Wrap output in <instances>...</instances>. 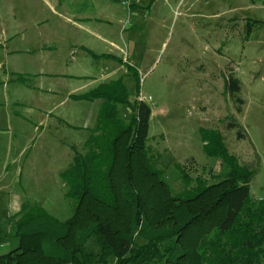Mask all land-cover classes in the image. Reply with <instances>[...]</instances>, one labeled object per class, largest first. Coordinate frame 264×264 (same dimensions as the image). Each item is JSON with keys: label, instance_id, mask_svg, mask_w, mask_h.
Returning a JSON list of instances; mask_svg holds the SVG:
<instances>
[{"label": "rangeland", "instance_id": "1", "mask_svg": "<svg viewBox=\"0 0 264 264\" xmlns=\"http://www.w3.org/2000/svg\"><path fill=\"white\" fill-rule=\"evenodd\" d=\"M92 1L96 12L87 15L97 19L96 35L115 42L123 52L112 50L122 67L106 80L101 73L118 64L95 61L75 46H87L89 37L51 13L48 5L54 6L56 0H0V57L3 44L36 51L53 38L59 44L58 49L52 46L50 56L65 60L64 77L24 75L25 85H9L11 100H0V255L18 245L14 221L22 204L37 205L58 221L72 215L60 174L69 168L73 150L74 154L84 152L87 121L91 116L94 120L99 105L77 103L65 95L82 94L119 78L131 101L140 99L150 108L146 145L158 155L156 167L163 170L172 194L183 192L182 174L190 187L198 177L207 184L221 179L222 160L204 154L199 136V129H211L219 132L238 164L253 171L250 198L264 200L262 0ZM80 3L77 0L70 9H81ZM248 20L259 22L249 35ZM123 23L128 29L121 35ZM41 55L32 59L13 55L10 69L29 71L25 62L31 60L33 65L32 60ZM37 69L33 65L30 70ZM229 77L239 82L236 94L225 87ZM125 113L123 108L121 116ZM232 120L238 128L228 130ZM238 129L243 140L236 138ZM86 250L98 253L93 241Z\"/></svg>", "mask_w": 264, "mask_h": 264}, {"label": "trees", "instance_id": "2", "mask_svg": "<svg viewBox=\"0 0 264 264\" xmlns=\"http://www.w3.org/2000/svg\"><path fill=\"white\" fill-rule=\"evenodd\" d=\"M262 3L264 1L262 0ZM259 24L246 22L247 35ZM247 39V38H246ZM134 77L137 78L136 73ZM16 81L23 82L21 77ZM231 94L237 79L225 83ZM137 92L139 86L137 83ZM99 102L94 128L60 174L72 215L58 221L37 205L22 204L15 217V249L0 264H260L264 260V200L250 198L253 175L238 164L219 132L199 129L207 157L219 158L224 172L174 195L147 144L150 108L130 100L119 78L73 95ZM126 113L121 116V111ZM238 128L234 120L226 126ZM238 129L236 138L243 140ZM183 173L182 166H178ZM93 241L98 253L87 252Z\"/></svg>", "mask_w": 264, "mask_h": 264}, {"label": "crops", "instance_id": "3", "mask_svg": "<svg viewBox=\"0 0 264 264\" xmlns=\"http://www.w3.org/2000/svg\"><path fill=\"white\" fill-rule=\"evenodd\" d=\"M82 3H80L79 7L81 9L78 10H72L70 9L71 6H73V4L77 3V0H67L66 2L64 1L63 5L61 2H63V0H56V2H54V6L52 5H48L49 10L51 11L52 14H57V16H61L62 18L65 19V23L66 25H69V27H72L76 30H83L86 35L89 37V39L86 40V44L87 46L78 44L75 46H78V48L82 49V51H84L86 54H88L93 60L98 61L101 59H107L113 62H116L118 64V67H114L112 66L110 69H105L106 73L103 71L101 73L102 75V80H106V78H109V75L116 73L119 68L122 67V61L119 57L118 54L115 55V53H112V50L118 52L119 54H122V50L121 48L118 47V45L115 44V42L109 41L105 38H100L98 37V35H96L97 32V19L94 17H90L87 15V12H89V14H91L92 12L95 13L96 12V8L95 5L93 3L92 0H81ZM59 9V10H57ZM60 9H62L60 11ZM118 23H120V20H117ZM120 34L123 35L124 31H126L128 29V24L123 23L120 25ZM49 38V37H48ZM57 44H59V42L54 41L53 38H49V43L46 42V44H43L41 46V48L38 49H33L36 51H30L28 49H24L26 51H22V49H18L16 47H8L5 46L4 44L3 46V51H2V55L0 57V84H1V89L2 92L0 93V100L1 102H8L10 98V96L8 94L9 93V85H14L15 83H18L20 85H25L26 83V79L24 77V75H28V76H57V79H60V77H64L65 75H63V73H61V71L65 68V60H59V59H54L50 56L52 46H55V49H58ZM57 46V47H56ZM108 46V47H107ZM42 54L40 57L32 60L33 61V65H35L38 69L37 71H31L30 69L33 67L32 64H30V61H26L25 62V67L27 68V70L29 71H22L20 73H17V71H15L14 69H10V61L9 60L11 57H13V55H30L29 59H32L35 54ZM127 59V58H126ZM39 70V71H38ZM105 73V74H104ZM9 74L12 75L9 76ZM21 77L23 82H19L16 81V77ZM69 77H74V78H79V76H69ZM110 82V81H109ZM108 83V82H106ZM99 84H102L99 83ZM98 84V85H99ZM97 86V85H96ZM95 86V87H96ZM94 87V88H95ZM93 89V88H92ZM90 89V90H92ZM39 90V89H38ZM89 90V91H90ZM88 92V91H87ZM86 93V92H84ZM82 93V94H84ZM73 95H81V94H76V92H68L65 95V98L74 102H83V101H75L73 99H71V96ZM4 100V101H3ZM87 102V101H84ZM65 100H63L61 102V104H64ZM90 103L89 105H99L100 103L95 101V102H88ZM98 103V104H96ZM90 114L92 113V109L90 110ZM14 115L18 116V112L14 111L13 112ZM51 114V113H49ZM97 114H98V110L95 113V118L94 120H92V116L90 117L89 122L87 121V126L89 125L88 130H89V135L86 137L85 141L87 140V138L90 136L91 134V130L94 128L95 123H96V118H97ZM84 141V143H85ZM84 143H82V146L84 148ZM74 148V146H71V150ZM83 151V150H82ZM81 151V152H82ZM73 152V156H74V150ZM79 152V153H81ZM19 211V210H18Z\"/></svg>", "mask_w": 264, "mask_h": 264}]
</instances>
